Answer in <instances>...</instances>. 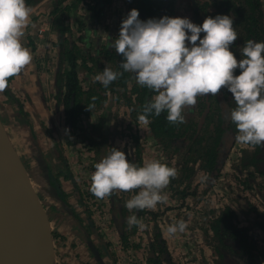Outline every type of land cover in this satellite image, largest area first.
Returning <instances> with one entry per match:
<instances>
[{"label": "trees", "instance_id": "trees-1", "mask_svg": "<svg viewBox=\"0 0 264 264\" xmlns=\"http://www.w3.org/2000/svg\"><path fill=\"white\" fill-rule=\"evenodd\" d=\"M40 1L26 0V3L28 6H33ZM79 1L81 0H53L52 13L57 12L61 5L71 9ZM179 1H126V6L119 11L114 21L113 31L108 33V24L105 23L103 30L105 32L99 42L93 39L95 34L98 37L99 31L95 26L101 24L103 18H107L104 8L110 0L85 2L87 19L77 20L83 25L77 29L81 32L77 37L70 23L66 26L62 25L64 19L68 17L61 12L57 15L60 34L69 32L68 35H60L61 58L56 73L55 95L57 106L61 111L60 119L64 132L65 129L68 130L65 135L68 136L69 145H85L90 151L101 156L100 152L104 150L100 149L99 145L103 147L107 139V133L101 128L105 126V111L111 103L119 106L121 110L119 113L122 119L121 151L125 152L130 162L142 165L150 160L149 150L155 149L158 151V157L155 159L178 169L177 177L172 179L164 190L168 195V205L163 207L165 203L158 204L155 209L133 210L131 213H125L124 207L121 209L125 218L124 226L127 225V217L132 214L145 224L143 228L132 227V231L141 232L132 246L137 248L143 246L145 264H178L175 260V252L169 247L159 217L165 215L168 210L181 209L191 198L194 199L198 192L203 194L212 189L215 180L223 173L230 152L238 144L235 141V127L228 119V109L234 107V102L226 89L215 97L211 95L198 97L194 107L184 109L185 122L182 124H170L166 118L167 112L161 113L160 116H150V122L142 124L138 120V115L141 113L142 105L150 100L154 93L139 86L134 74L123 73L107 88L94 80V77L105 67L123 72L119 68L123 58L117 55L111 45L119 35L122 19L126 18L131 9L138 10L139 19L142 21L150 18L159 19L162 16L183 18V15H179L177 7ZM193 13V16L187 18L197 25H201L206 17L216 15L233 17L238 39L231 46V51L237 59L242 58V47L247 40L264 42V0H202ZM202 35L203 33L201 37ZM70 36H75L77 39L72 41ZM235 74L239 75L238 69ZM5 91L8 92L9 89ZM93 97L95 100L92 99ZM90 105L94 106L89 111ZM59 146L60 143L54 144L57 150ZM243 153L247 170L244 176L247 179L253 177L256 186L264 195V147H257L255 150L245 147ZM205 173L210 179L201 185L200 176ZM248 196L247 194L245 197ZM252 206L256 219H263L257 221L258 227H255L262 232L259 235L264 240V211L259 209L258 202L254 201ZM202 214L206 223L202 227L212 249L210 250L212 261L223 260L220 264H264V244L260 245L256 234L249 232L240 223L235 209L224 205L220 209L212 208ZM189 217L188 220L191 221L195 218L189 219ZM114 220L117 221V217ZM188 228L195 232L197 230L190 225ZM121 235L122 242L127 246L128 234L122 232Z\"/></svg>", "mask_w": 264, "mask_h": 264}, {"label": "clouds", "instance_id": "clouds-1", "mask_svg": "<svg viewBox=\"0 0 264 264\" xmlns=\"http://www.w3.org/2000/svg\"><path fill=\"white\" fill-rule=\"evenodd\" d=\"M31 12L26 0H0V93L9 87L10 78L20 75L32 62L31 50L22 43ZM237 39L233 17L228 15L206 17L201 25L169 16L142 21L133 8L122 19L119 35L111 45L123 58L119 64L123 72L105 67L94 80L107 88L123 73L134 74L139 86L154 93L138 115L142 124L163 112H167L170 124H182L184 109L194 107L198 97H215L226 89L234 102L228 119L236 130L235 141L255 150L264 147V42L247 40L242 58L237 59L231 51ZM237 69L239 75L235 74ZM109 149L94 165L89 187L93 196L102 200L115 191L131 192L125 203L130 213L167 202L164 190L177 177V168L158 159L137 165L124 151ZM209 179L207 173L200 176L201 183ZM126 224L129 228L144 227L135 214L127 217ZM186 228L180 220L169 224L166 232L175 236Z\"/></svg>", "mask_w": 264, "mask_h": 264}, {"label": "rangeland", "instance_id": "rangeland-1", "mask_svg": "<svg viewBox=\"0 0 264 264\" xmlns=\"http://www.w3.org/2000/svg\"><path fill=\"white\" fill-rule=\"evenodd\" d=\"M88 0H81L76 3L75 7L71 9H66L65 6H60V9L55 13H49L46 17V21L44 23L52 35L53 39L49 40V38L43 37L45 42L53 43V45H49L50 48L47 49V56L43 63H40L41 66L43 65L45 71V75L47 74V80L49 83L48 90L46 88V93H42V98L45 96L47 98L45 103L51 113L54 115L55 122L51 123V130L54 133H60V137H65L61 140L60 147L66 146V148H70L73 152L71 154V162L77 171L78 164H80L79 169L82 172L86 171L87 176L85 178H80L81 182V193L85 198L84 205L91 209L93 213L96 215V221L99 225L100 229L103 231V234L110 237L116 230L117 226H119L120 231H117L119 237V250L116 248H110V257L111 261L115 264H145L144 260V249L143 246L140 248L133 247L129 242L137 241L139 235L141 234L140 231H132V228L127 229V225L124 226V216L121 213V216L118 215V212H111L110 205L112 204L113 198L120 201L121 209L125 207V203L128 199L131 198V192H121L115 191L111 196L106 197L105 199H97L95 196L91 194L89 191L90 187V177L92 172L95 170L94 165L101 160L107 153L109 152V148H117L119 150L122 149L120 139H121V117L119 113L121 110L119 106L110 105L107 107L106 118H105V126L103 129L106 131L107 139L104 142V146L102 147L101 144L99 147L100 149L104 150L105 152L101 151L100 155L94 153V151H90L88 147L85 145H69L68 143V136L65 135L63 125L61 123V111L60 108L57 106V101L55 98L56 95V73L59 64V60L61 58V45H60V35H68L69 32L65 31L63 34H60L59 26L57 25V15L58 13L65 14L68 18L64 19L62 22L64 26L70 23L72 31L76 34V37L81 33L78 32L77 29L79 27H83V25L79 24L77 21L79 18L85 21L86 17V4L85 2ZM128 0H110L109 3L105 5L104 10H106L107 18H103V22L98 24V37L96 34L93 36L95 41L99 42L100 37L103 36L104 26L105 23L108 24V33L112 32V26L114 25V21L116 17L119 15V11L126 6L125 2ZM202 0H180L177 7L179 9V15H183V18H187L190 15H194L193 12L197 10L198 4H200ZM53 2V0H52ZM52 4V3H51ZM66 4V3H65ZM194 8V9H193ZM201 13V12H200ZM194 18V17H193ZM108 19V21H106ZM82 20V21H83ZM83 21V22H84ZM77 33H76V32ZM84 33V32H83ZM43 34V33H42ZM203 36V35H202ZM75 36H70V39L76 40ZM86 38V37H84ZM53 46V47H52ZM48 68V69H46ZM53 73V74H52ZM46 77V76H45ZM51 77H53L51 79ZM51 79V80H50ZM50 89V91H49ZM10 91V89H9ZM18 104V103H17ZM16 108L20 109V105H17ZM15 110V109H14ZM16 111V110H15ZM16 113H18L16 111ZM18 115V114H17ZM110 143V145L108 144ZM109 145V147H107ZM251 148L248 146H243L237 144L233 150L230 152L227 161L224 164L223 173L215 180L214 187L206 193L198 194L195 196L194 199H190L188 204L183 206L181 209L174 208L172 210H168L165 215H161L159 218L161 220V225H163L165 234L168 238V244L170 249H173L175 252V260L178 264H220L223 262L220 259L216 261H212V257L210 254L211 246L208 244V240L206 237V233L203 231V224L205 226V217L203 216L202 212L205 213L212 208L220 209L224 205H228L235 209L238 212L240 223L244 225L248 231L253 232L256 234L257 239L260 241V245L264 244L263 238L259 235L262 233L258 227L257 221H263L262 218H257L253 211V204L258 202L259 209L264 211V195L262 194V190L256 186V181L253 177H248V179L244 176L247 170L245 169L244 161H243V149ZM157 150L150 149L148 155L151 159H155L158 157ZM103 154V155H102ZM96 161V163H95ZM249 166V165H248ZM78 176V174L76 175ZM83 176V174H82ZM81 177V176H80ZM244 179V181H243ZM246 179L248 182H246ZM202 185V183L200 182ZM246 188L247 190H245ZM247 194L249 195L248 197ZM167 195V193H166ZM168 196V195H167ZM112 197V198H111ZM117 197V198H116ZM187 198V199H188ZM169 202L167 201L163 204L165 207L168 205ZM92 207H94L92 209ZM198 207V208H197ZM125 213H129L126 209ZM188 216L195 217L191 220H188ZM115 217H117V221H115ZM189 217V219H190ZM183 220L186 225L187 229L183 233H177L175 236H169L166 232V229L169 224H175L177 221ZM189 225L194 226L197 228L196 232L189 230ZM145 226V224H144ZM126 232L128 234V245H124L122 242L121 233ZM118 246V245H117ZM129 250V252H128ZM116 253V255H115ZM143 258V259H142ZM224 264V263H223ZM228 264V263H226Z\"/></svg>", "mask_w": 264, "mask_h": 264}, {"label": "crops", "instance_id": "crops-1", "mask_svg": "<svg viewBox=\"0 0 264 264\" xmlns=\"http://www.w3.org/2000/svg\"><path fill=\"white\" fill-rule=\"evenodd\" d=\"M51 3L52 0H41L29 6L32 9L30 23L22 43L31 50L33 59L20 75L11 79L10 91L0 93V117L47 211L53 235L54 263L114 264L110 248L119 250V226L107 237L97 224L95 213L84 205L81 179L87 173L82 172V176L80 164L77 171L70 164L73 152L70 148L59 146L57 150L54 147L65 137L50 129V124L55 122L54 115L45 104L47 98H42L49 83L48 73L45 75L40 63L45 61L47 49L53 45L43 39H53L44 23L46 16L52 13ZM111 201V212L120 215V201L118 198ZM129 243L133 245L135 241Z\"/></svg>", "mask_w": 264, "mask_h": 264}, {"label": "water", "instance_id": "water-1", "mask_svg": "<svg viewBox=\"0 0 264 264\" xmlns=\"http://www.w3.org/2000/svg\"><path fill=\"white\" fill-rule=\"evenodd\" d=\"M0 264H55L50 220L0 117Z\"/></svg>", "mask_w": 264, "mask_h": 264}, {"label": "bare ground", "instance_id": "bare-ground-1", "mask_svg": "<svg viewBox=\"0 0 264 264\" xmlns=\"http://www.w3.org/2000/svg\"><path fill=\"white\" fill-rule=\"evenodd\" d=\"M2 139V137L0 136V140Z\"/></svg>", "mask_w": 264, "mask_h": 264}]
</instances>
